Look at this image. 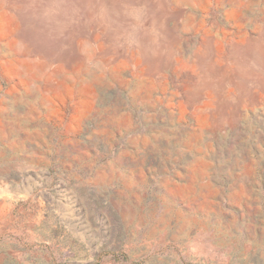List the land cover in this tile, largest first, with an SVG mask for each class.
<instances>
[{"label": "rangeland", "instance_id": "rangeland-1", "mask_svg": "<svg viewBox=\"0 0 264 264\" xmlns=\"http://www.w3.org/2000/svg\"><path fill=\"white\" fill-rule=\"evenodd\" d=\"M0 264H264V0H0Z\"/></svg>", "mask_w": 264, "mask_h": 264}]
</instances>
